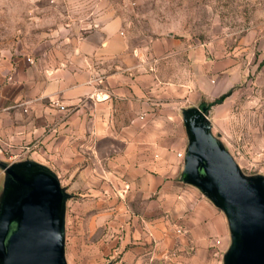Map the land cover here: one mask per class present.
Instances as JSON below:
<instances>
[{"label":"crops","instance_id":"crops-1","mask_svg":"<svg viewBox=\"0 0 264 264\" xmlns=\"http://www.w3.org/2000/svg\"><path fill=\"white\" fill-rule=\"evenodd\" d=\"M121 21L87 33L68 57L0 54V151L33 142L55 163L62 152L71 161L99 152L129 187L119 206L139 239L123 250L125 263L133 255L132 264H223L232 244L228 218L185 169L186 119L202 114L225 82H212L199 59L193 72L184 49L131 45ZM15 163L0 159V203ZM26 164L58 178L41 161Z\"/></svg>","mask_w":264,"mask_h":264},{"label":"rangeland","instance_id":"rangeland-1","mask_svg":"<svg viewBox=\"0 0 264 264\" xmlns=\"http://www.w3.org/2000/svg\"><path fill=\"white\" fill-rule=\"evenodd\" d=\"M114 18L131 45L184 49L193 72L200 60L212 82H225L202 114L186 121L204 127L211 154L231 160L245 178L264 180V0H0V54L68 57L83 36ZM49 153L33 142L7 143L0 159L41 161L57 175L67 264H132L134 256L125 263L122 253L139 237L121 216L124 178L101 164L99 152L80 151L77 161L62 152L56 163Z\"/></svg>","mask_w":264,"mask_h":264},{"label":"water","instance_id":"water-1","mask_svg":"<svg viewBox=\"0 0 264 264\" xmlns=\"http://www.w3.org/2000/svg\"><path fill=\"white\" fill-rule=\"evenodd\" d=\"M188 181L200 186L225 212L232 244L223 264H264V180L245 178L231 160L209 152L208 135L187 122ZM219 153V154H218ZM0 203V264H66L63 249L64 193L58 179L33 165L6 169Z\"/></svg>","mask_w":264,"mask_h":264},{"label":"built area","instance_id":"built-area-1","mask_svg":"<svg viewBox=\"0 0 264 264\" xmlns=\"http://www.w3.org/2000/svg\"><path fill=\"white\" fill-rule=\"evenodd\" d=\"M27 60H28V61H31L30 58H27ZM60 108H63V106L61 105ZM180 155H181V153H178V156H180ZM177 231L180 232L181 230H180V229H177Z\"/></svg>","mask_w":264,"mask_h":264}]
</instances>
